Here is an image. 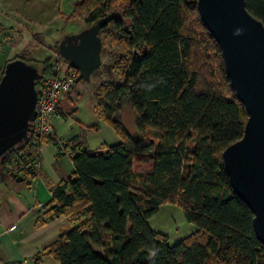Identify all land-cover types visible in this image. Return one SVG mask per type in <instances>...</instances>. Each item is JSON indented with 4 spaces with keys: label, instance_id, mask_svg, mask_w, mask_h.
<instances>
[{
    "label": "trees",
    "instance_id": "trees-1",
    "mask_svg": "<svg viewBox=\"0 0 264 264\" xmlns=\"http://www.w3.org/2000/svg\"><path fill=\"white\" fill-rule=\"evenodd\" d=\"M246 9L264 25V0H246ZM83 15L88 26L107 20L98 36L101 52L105 41L113 59L102 61L109 65L102 67L107 79L97 84L93 98L99 119L120 142L102 152L81 148L72 156L74 171L52 189L48 205L55 203L53 215L67 214L76 223L46 254L58 264H264L253 213L233 193L222 159L224 149L242 137L247 114L196 0H83L68 17ZM58 59L25 60L41 75L38 87L56 76L59 62L71 68L60 52ZM203 60L217 64L219 89L198 85ZM125 106L133 112L138 138L122 124ZM152 130L155 139L148 136ZM26 146L5 156L0 173L36 176L12 169L27 155ZM135 162L146 171L136 173ZM167 203L178 205L197 227L173 245L148 223ZM153 248L159 251L150 260Z\"/></svg>",
    "mask_w": 264,
    "mask_h": 264
},
{
    "label": "water",
    "instance_id": "water-1",
    "mask_svg": "<svg viewBox=\"0 0 264 264\" xmlns=\"http://www.w3.org/2000/svg\"><path fill=\"white\" fill-rule=\"evenodd\" d=\"M200 20L218 44L227 77L247 114L242 137L227 146L222 159L233 193L253 213L252 225L264 245V25L246 9V0H196ZM100 19L67 34L58 50L78 80L90 81L102 62ZM37 67L16 58L6 62L0 78V162L32 133L40 100ZM15 176V175H14ZM20 178V177H18ZM21 179V178H20Z\"/></svg>",
    "mask_w": 264,
    "mask_h": 264
},
{
    "label": "crops",
    "instance_id": "crops-1",
    "mask_svg": "<svg viewBox=\"0 0 264 264\" xmlns=\"http://www.w3.org/2000/svg\"><path fill=\"white\" fill-rule=\"evenodd\" d=\"M45 2L46 0H0V27L15 28L17 24L19 28L20 22L9 19L17 15H20L18 18L31 17L32 13L29 11L33 7L37 11L36 7L39 5L42 8ZM96 86L97 84L91 93ZM81 88L77 80L62 99L60 111L63 118L54 120L55 138L65 141L67 151L73 153L72 156L81 148L88 153L102 152L105 146L120 142L119 136L115 132L116 135L110 133L107 129L109 126L99 119L92 95L89 106L84 109L88 115H84L83 119L78 117ZM63 107H71L76 126H71L70 122L67 129ZM62 127L65 132L60 131ZM72 156L59 155L55 144L46 141L38 151L35 177L20 179L11 173H0V263L58 264L46 254V249L76 222H71L67 214L53 215L52 207L55 203L48 204L52 200V189L73 173ZM86 217L84 214L83 219ZM92 248L105 254L101 247ZM37 258L39 260L35 261Z\"/></svg>",
    "mask_w": 264,
    "mask_h": 264
},
{
    "label": "rangeland",
    "instance_id": "rangeland-1",
    "mask_svg": "<svg viewBox=\"0 0 264 264\" xmlns=\"http://www.w3.org/2000/svg\"><path fill=\"white\" fill-rule=\"evenodd\" d=\"M81 1L83 0H46L42 8L38 5L36 7L38 8L37 11L34 10V7L29 11L32 13L31 17H21V19L18 18L20 15H17L9 19L13 20V22H20L21 26L19 28H17L18 26L16 24L15 28L8 29V27L3 26L4 24L1 23L3 27H0V75L5 62L16 56L23 57L25 60L35 61H40L48 57L59 60L58 44L64 35L78 33L88 26L85 23L86 15L71 19L68 17L73 5ZM116 14L117 16L119 15V13ZM118 49L119 46L116 45L114 51ZM110 50L109 44L104 41L101 52L103 62H109L113 59V57L109 56ZM200 64L202 68L200 70L201 78L198 85L200 87L209 85L215 90L219 89L220 82L217 64L213 60L209 62H204L203 60ZM58 65L59 70L65 67L63 62H59ZM104 71L102 67L99 68L95 76H92L88 82L79 80L80 88L82 87L80 89L79 118L83 119L84 115H88L84 109L89 106L92 100V88L100 81L107 79ZM70 108L65 109L63 107L67 120V129H69L68 125L70 122L72 123L71 126L77 125L75 117L73 116L74 113L71 112ZM121 121L129 134L135 138L139 137L133 124V112L130 107L125 106L123 108ZM107 129L110 133L116 135L110 127H107ZM60 131L65 132L66 130L62 127ZM149 133L148 136L153 139L156 138L155 131L152 130ZM144 171H146L145 165H142L140 162H135V172L142 173ZM148 223L151 229L167 237L169 245L176 244L197 230L194 224L189 223L185 219L181 208L171 203L160 206L157 213L151 217Z\"/></svg>",
    "mask_w": 264,
    "mask_h": 264
},
{
    "label": "built area",
    "instance_id": "built-area-1",
    "mask_svg": "<svg viewBox=\"0 0 264 264\" xmlns=\"http://www.w3.org/2000/svg\"><path fill=\"white\" fill-rule=\"evenodd\" d=\"M77 80V72L67 67L58 70L56 76L52 78L42 79L39 86L40 100L37 106L34 127L26 146L27 155H23V159L14 163L12 169L15 173L22 175L24 171L29 170L31 175H35L38 151L46 141L55 144L59 155H73V153L67 151L65 141L55 138L54 120L63 118L59 109L60 104L64 95L71 90Z\"/></svg>",
    "mask_w": 264,
    "mask_h": 264
},
{
    "label": "clouds",
    "instance_id": "clouds-1",
    "mask_svg": "<svg viewBox=\"0 0 264 264\" xmlns=\"http://www.w3.org/2000/svg\"><path fill=\"white\" fill-rule=\"evenodd\" d=\"M158 249H149L148 250V256L150 260H154V258L156 257L157 253H158Z\"/></svg>",
    "mask_w": 264,
    "mask_h": 264
}]
</instances>
